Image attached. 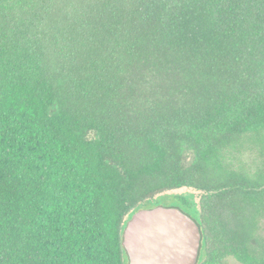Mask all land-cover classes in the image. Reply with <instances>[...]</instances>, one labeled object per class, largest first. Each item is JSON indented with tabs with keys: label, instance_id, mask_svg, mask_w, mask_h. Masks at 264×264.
Wrapping results in <instances>:
<instances>
[{
	"label": "trees",
	"instance_id": "16d2710c",
	"mask_svg": "<svg viewBox=\"0 0 264 264\" xmlns=\"http://www.w3.org/2000/svg\"><path fill=\"white\" fill-rule=\"evenodd\" d=\"M183 187L196 264H264V0H0V264H127Z\"/></svg>",
	"mask_w": 264,
	"mask_h": 264
},
{
	"label": "water",
	"instance_id": "95a60500",
	"mask_svg": "<svg viewBox=\"0 0 264 264\" xmlns=\"http://www.w3.org/2000/svg\"><path fill=\"white\" fill-rule=\"evenodd\" d=\"M201 239L198 222L177 206L140 208L122 232L127 264H196Z\"/></svg>",
	"mask_w": 264,
	"mask_h": 264
},
{
	"label": "rangeland",
	"instance_id": "374dc122",
	"mask_svg": "<svg viewBox=\"0 0 264 264\" xmlns=\"http://www.w3.org/2000/svg\"><path fill=\"white\" fill-rule=\"evenodd\" d=\"M241 159H242V163L246 165L247 168L252 167L253 159H254L253 155L246 154L241 156ZM177 196H184L187 199L188 204L182 205L180 202L177 201L176 199ZM200 196H201L200 191L183 187V188H177L164 192L163 194L156 195L144 201L142 205L144 207H152L155 205L177 206L186 213H188L190 216H192L194 219H198L200 216V208H199ZM260 230L262 235H264V219L261 221ZM221 264H241V263H239L232 257H226L221 261Z\"/></svg>",
	"mask_w": 264,
	"mask_h": 264
},
{
	"label": "flooded vegetation",
	"instance_id": "af4514ba",
	"mask_svg": "<svg viewBox=\"0 0 264 264\" xmlns=\"http://www.w3.org/2000/svg\"><path fill=\"white\" fill-rule=\"evenodd\" d=\"M199 253H200V251H199Z\"/></svg>",
	"mask_w": 264,
	"mask_h": 264
}]
</instances>
